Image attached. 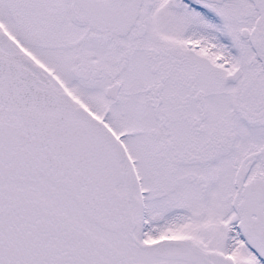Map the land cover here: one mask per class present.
<instances>
[{
  "label": "snow or ice",
  "instance_id": "snow-or-ice-1",
  "mask_svg": "<svg viewBox=\"0 0 264 264\" xmlns=\"http://www.w3.org/2000/svg\"><path fill=\"white\" fill-rule=\"evenodd\" d=\"M0 264H264V0H0Z\"/></svg>",
  "mask_w": 264,
  "mask_h": 264
}]
</instances>
